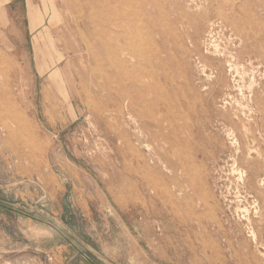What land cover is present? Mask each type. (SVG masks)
Wrapping results in <instances>:
<instances>
[{
    "label": "rangeland",
    "instance_id": "1",
    "mask_svg": "<svg viewBox=\"0 0 264 264\" xmlns=\"http://www.w3.org/2000/svg\"><path fill=\"white\" fill-rule=\"evenodd\" d=\"M0 264H264V0H0Z\"/></svg>",
    "mask_w": 264,
    "mask_h": 264
},
{
    "label": "bare ground",
    "instance_id": "2",
    "mask_svg": "<svg viewBox=\"0 0 264 264\" xmlns=\"http://www.w3.org/2000/svg\"><path fill=\"white\" fill-rule=\"evenodd\" d=\"M204 9L207 11L209 9V6L206 5ZM233 19L237 20L236 17H234ZM94 37L97 39V44L99 46L105 47V49L107 47H110L109 52L104 54V58L107 60L108 68L110 70H112V72H114V73H120V72H122L124 70V71H126V76L129 75L128 71H127V69H128V57H129V55H130V53L132 51V46L129 43L128 33L124 29L120 30V31H116V32H111L109 30H104V31H99V33L96 32ZM83 88H84V86H83ZM89 95H91V94H89ZM156 176H157V174H156Z\"/></svg>",
    "mask_w": 264,
    "mask_h": 264
}]
</instances>
